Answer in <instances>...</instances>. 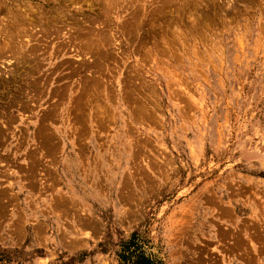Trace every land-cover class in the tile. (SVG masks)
<instances>
[{
    "label": "rangeland",
    "instance_id": "rangeland-1",
    "mask_svg": "<svg viewBox=\"0 0 264 264\" xmlns=\"http://www.w3.org/2000/svg\"><path fill=\"white\" fill-rule=\"evenodd\" d=\"M7 22L0 264H264V0H0Z\"/></svg>",
    "mask_w": 264,
    "mask_h": 264
},
{
    "label": "bare ground",
    "instance_id": "bare-ground-1",
    "mask_svg": "<svg viewBox=\"0 0 264 264\" xmlns=\"http://www.w3.org/2000/svg\"><path fill=\"white\" fill-rule=\"evenodd\" d=\"M67 1V0H66ZM179 1V0H178ZM215 1V0H214ZM251 1V0H250ZM4 2V1H3ZM110 2V1H109ZM196 2H198V1H196ZM184 3V2H183ZM27 4V3H26ZM30 4V5H29ZM28 5L29 6H31L32 4L31 3H28ZM198 4H196V6H197ZM200 5V4H199ZM110 6H112V5H110ZM18 7H20V6H18ZM17 7V8H18ZM22 7V6H21ZM34 7V6H33ZM109 7V6H108ZM167 7H169V5L167 6ZM181 7V6H180ZM12 8V7H11ZM32 8V7H31ZM30 8V9H31ZM29 9V10H30ZM207 9V8H206ZM14 10V9H13ZM15 10H17V9H15ZM27 10V12L29 11L28 9H26ZM32 11H33V9H31ZM56 10V9H55ZM108 10V9H107ZM10 11V10H9ZM8 11V12H9ZM21 11V10H20ZM41 11H42V13H43V9H41ZM192 11V10H191ZM190 10H189V12H191ZM10 12H12V11H10ZM34 12V11H33ZM160 12V11H159ZM36 13V12H35ZM52 13V12H51ZM58 13H60L59 11H58ZM197 13V12H196ZM46 14V13H45ZM61 14V13H60ZM161 14V13H160ZM164 14V13H163ZM193 14V13H192ZM18 15V14H17ZM20 15H21V12H20ZM23 15V14H22ZM41 15V14H40ZM39 15V16H40ZM203 15H205V14H203ZM203 15H201V16H203ZM207 15V14H206ZM221 15V14H220ZM10 16H11V14H10ZM24 17H25V15H23ZM31 16H33V15H31ZM107 16V15H106ZM155 16V15H154ZM224 16V15H223ZM3 17V16H2ZM30 17V16H29ZM28 17V18H29ZM191 17V16H190ZM193 17V16H192ZM198 17V16H197ZM205 17H207V16H205ZM253 17V16H252ZM5 18V17H4ZM26 19H28L27 18V16L25 17ZM32 18V17H31ZM42 18V17H41ZM40 18V19H41ZM44 18H46V17H44ZM59 18V17H58ZM161 18V17H160ZM201 18V17H200ZM203 18V17H202ZM208 18V17H207ZM213 18V17H212ZM22 19H24L23 17H22ZM25 19V20H26ZM51 19V18H50ZM194 19V18H193ZM199 19V18H198ZM37 20V19H36ZM35 20V21H36ZM41 20H44V19H41ZM41 20L39 21L40 23L39 24H37V26L39 25L40 27L39 28H42L46 33L47 32H49L50 30H48L49 28L47 27H45V25H44V22L45 21H42V23H41ZM46 20V19H45ZM59 20V19H58ZM57 20V21H58ZM86 20V19H85ZM160 20V19H159ZM48 21V20H47ZM47 21H46V24H47ZM52 21V20H51ZM95 21V20H94ZM195 20H193V22H194ZM200 21V20H199ZM201 21H203V20H201ZM17 22V21H16ZM16 22H13V23H4V24H2V25H0V59L3 57H5V59L9 56H11V57H13L14 58V56H15V58L17 57L18 59H17V61H18V63H20L21 62V59L20 58H22L23 57V53H21V50L27 45V44H25L23 41H22V39L24 38V36L26 37L27 36V32L25 33V32H23V30H25V27L23 28V27H21V26H23V25H19V23H16ZM53 22V21H52ZM51 22V23H52ZM59 22V21H58ZM162 22V21H161ZM196 22V21H195ZM21 23V22H20ZM210 23H212L210 20H209V24ZM25 24V23H24ZM35 24V23H34ZM36 24L35 25H33V23H32V25H33V27L35 26L36 27ZM48 24L50 25V23L48 22ZM170 24H171V22H170ZM176 24V23H175ZM196 24V23H195ZM200 24V23H199ZM202 24H203V22L201 23V26H202ZM205 24L207 25L208 23H206V20H205ZM204 24V25H205ZM27 25V24H26ZM26 25H24V26H26ZM164 25V24H163ZM198 25V24H197ZM29 26V25H28ZM27 26V27H28ZM50 26H52V25H50ZM132 26H134V25H132ZM199 26V25H198ZM32 27V26H31ZM53 27V26H52ZM134 28H135V26H134ZM133 27H132V30L134 29ZM194 28V27H193ZM33 28H31V30H32ZM57 29V28H56ZM195 29V28H194ZM30 30V29H29ZM43 30H42V33H43ZM34 31V30H33ZM61 31V30H60ZM57 32V31H56ZM76 32V31H75ZM88 32V31H87ZM41 33V34H42ZM52 33H54V32H52ZM81 33V32H80ZM92 33V32H91ZM102 33V32H101ZM132 33V32H131ZM84 34H86V33H84ZM90 34V33H89ZM107 34V33H106ZM32 35V34H31ZM44 35V34H43ZM46 35V34H45ZM48 35H51L50 34V32H49V34ZM53 35V34H52ZM57 35V34H56ZM29 36H30V34H29ZM103 36H105V34L103 35ZM44 37H46V36H44ZM53 37V36H52ZM77 37H78V35H77ZM93 37V36H92ZM27 38V37H26ZM37 38V37H36ZM48 38V37H47ZM40 39V38H39ZM42 39V38H41ZM44 39V38H43ZM97 39V38H96ZM98 40V41H97ZM96 41L99 43V39H97ZM132 40V39H131ZM106 42L107 40H103V41H101L102 43L103 42ZM45 42V41H44ZM42 43V42H41ZM107 43V42H106ZM184 43V42H183ZM33 45H35V44H33ZM41 45V44H40ZM61 45V44H60ZM57 47V46H56ZM29 48V47H28ZM40 48H42V47H40ZM89 48V47H88ZM92 48V47H91ZM25 50V49H24ZM28 50V49H27ZM57 52V51H56ZM85 52V51H84ZM36 53V52H35ZM32 56H33V54H31ZM54 55V54H53ZM10 57V58H11ZM2 58V60H4ZM11 60V59H10ZM16 60V59H15ZM13 60H11V62H12ZM65 61V60H64ZM82 61V60H81ZM102 61V60H101ZM2 62V61H1ZM16 62V61H15ZM23 63V62H22ZM97 64H98V62H96ZM16 64H17V62H16ZM28 64V63H27ZM37 64V63H36ZM126 64V63H125ZM17 65H20V64H17ZM22 65V64H21ZM86 65H87V63H86ZM74 67V66H73ZM141 67V66H140ZM85 68V67H84ZM87 68V67H86ZM32 69V68H31ZM3 70V69H2ZM11 72H13L14 74H15V69L14 68H12L11 70H10ZM11 72H9V73H11ZM4 73V72H3ZM17 73V72H16ZM5 74V73H4ZM21 76V75H20ZM30 77V76H29ZM68 77V76H67ZM44 80V79H43ZM9 81V80H8ZM4 81H3V79H2V77H0V84H2ZM44 83V82H43ZM4 85V84H3ZM38 85V84H37ZM62 86V85H61ZM92 89V88H91ZM93 90V89H92ZM91 90V91H92ZM56 91H57V89H56ZM55 91V92H56ZM59 91V90H58ZM37 92H38V90H37ZM51 92V91H50ZM60 92V91H59ZM41 93V92H40ZM90 95V94H89ZM92 95V94H91ZM111 96V95H110ZM37 97V96H36ZM90 97V96H89ZM33 98V97H32ZM24 101V100H23ZM10 103V102H9ZM75 103V102H74ZM84 103V102H83ZM87 103V102H86ZM53 104H55V103H53ZM14 105V104H13ZM56 106H57V104H55ZM54 105V106H55ZM75 105V107L77 108V112L80 110V108H81V106H82V100L80 99V98H76V103L74 104ZM29 106V105H28ZM53 105H51V108L50 109H52V108H55V107H52ZM48 107V106H47ZM24 108H26V107H24ZM57 108V107H56ZM73 108V107H72ZM75 108V109H76ZM84 108V107H83ZM23 109V108H22ZM74 109V110H75ZM95 109V108H94ZM85 111V110H84ZM88 111V110H87ZM1 112V111H0ZM42 112H44V111H42ZM76 112V111H75ZM81 111H79L76 115H78L79 113H80ZM89 112V111H88ZM69 114V113H68ZM41 116V115H40ZM51 116V113H50V110L48 109V110H46V113H44L43 115H42V122H43V125H41L39 128H37V131H39V133H38V136L40 137V140H41V142H42V144L41 145H44V146H46V147H48V149L50 150L51 148H52V146L53 145H55L54 144V136L52 135V133L50 132V130H48V128H47V123L45 124V122L47 121V118H49ZM92 116V115H91ZM98 116H100V114L98 115ZM142 116H144V115H142ZM6 117V116H5ZM17 117V116H16ZM78 117V119L79 120H81L82 118H81V114H79V116H77ZM94 118V117H93ZM2 119H4V120H7V119H5V118H2ZM87 119V118H86ZM2 121V123L3 122H5V121ZM76 120V119H75ZM78 120V123H81L80 121ZM88 120V119H87ZM11 123H13L12 121H10ZM25 122V121H24ZM83 123V122H82ZM102 123V122H101ZM84 124V123H83ZM9 125H11V124H9ZM8 125V126H9ZM12 126V125H11ZM38 126V125H37ZM2 127H4V126H2ZM101 127V126H100ZM81 128V127H80ZM21 129V128H20ZM23 129V128H22ZM8 130V129H7ZM81 130H82V128H81ZM80 130V131H81ZM13 131V130H12ZM17 132V131H16ZM5 133H7V132H5ZM69 134V133H68ZM4 134H3V130L0 128V139H2V136H3ZM8 135V134H7ZM10 135V134H9ZM24 135V134H23ZM23 138V137H22ZM5 139V138H4ZM18 141V140H17ZM144 142V141H143ZM37 144V143H36ZM77 144V143H76ZM81 144V143H80ZM83 144V143H82ZM0 145H2L1 144V141H0ZM17 145V144H16ZM79 146H81V145H79ZM38 147V146H37ZM79 148V147H78ZM143 148V147H142ZM81 149V148H80ZM82 149H84V148H82ZM82 151V150H81ZM35 153V152H34ZM37 153V152H36ZM79 153V152H78ZM7 154V153H6ZM33 154V153H32ZM47 154V153H46ZM1 155V154H0ZM37 155V154H36ZM35 155V156H36ZM48 155V154H47ZM53 155V154H52ZM27 156V155H26ZM29 157V156H28ZM51 157V156H50ZM53 158V157H52ZM55 158V157H54ZM35 159V158H34ZM43 159H44V157H43ZM29 160V159H28ZM33 163V162H32ZM33 165V164H32ZM31 165V166H32ZM25 168V167H24ZM24 168H23V170H24ZM27 170V169H26ZM28 171V170H27ZM32 172V171H31ZM51 172V171H50ZM30 173V172H29ZM22 174V173H21ZM26 174V173H25ZM59 199V198H58Z\"/></svg>",
    "mask_w": 264,
    "mask_h": 264
}]
</instances>
